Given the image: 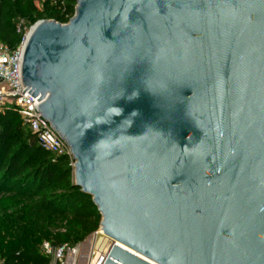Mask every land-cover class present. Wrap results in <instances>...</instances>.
Segmentation results:
<instances>
[{"label": "water", "instance_id": "obj_1", "mask_svg": "<svg viewBox=\"0 0 264 264\" xmlns=\"http://www.w3.org/2000/svg\"><path fill=\"white\" fill-rule=\"evenodd\" d=\"M21 75L104 264H264V0H78L30 28Z\"/></svg>", "mask_w": 264, "mask_h": 264}, {"label": "trees", "instance_id": "obj_2", "mask_svg": "<svg viewBox=\"0 0 264 264\" xmlns=\"http://www.w3.org/2000/svg\"><path fill=\"white\" fill-rule=\"evenodd\" d=\"M37 1L40 0H0V42L10 51L21 43L22 34L17 32L20 21L36 23L44 15L66 24L78 0H43L42 12L37 9ZM71 176L67 157H55L38 146L36 136L12 108L0 112V195L19 194L29 199L40 196L32 206L33 214L43 220L69 217L67 233L50 241L55 245L82 242L100 222L91 197L70 182ZM48 189L58 192L49 198L45 193ZM3 234V264H49L39 250L41 232H33L29 226L19 229L5 225Z\"/></svg>", "mask_w": 264, "mask_h": 264}, {"label": "built area", "instance_id": "obj_3", "mask_svg": "<svg viewBox=\"0 0 264 264\" xmlns=\"http://www.w3.org/2000/svg\"><path fill=\"white\" fill-rule=\"evenodd\" d=\"M29 31L22 21L18 24L17 32L22 34V40L14 51L0 42V112L12 108L36 136L38 146L55 157H67L73 169L70 149L51 125L43 120L38 112V98L26 93L22 83L23 50ZM114 245L117 244L105 237L99 227L86 240L76 245H55L44 241L39 250L49 260V264H104Z\"/></svg>", "mask_w": 264, "mask_h": 264}, {"label": "rangeland", "instance_id": "obj_4", "mask_svg": "<svg viewBox=\"0 0 264 264\" xmlns=\"http://www.w3.org/2000/svg\"><path fill=\"white\" fill-rule=\"evenodd\" d=\"M42 3L43 0L37 1L36 3L39 12H42ZM42 20L51 19L43 15L37 22ZM22 22L24 27L28 30L37 23H27L23 20ZM19 23H21V21ZM70 182L74 183L73 169ZM56 192H58L57 189H48L45 192L46 197L51 198V196ZM40 199V196H36L34 199H29L25 195L19 194L0 195V255L3 251L6 241L3 234V227L5 225H11L14 228L19 229L27 228L29 226L33 232H41L43 234V237L40 244H42V242L44 241H54L57 237L65 235L67 233V231L69 230V217L57 218L52 216L51 218H46V220H43L39 215H35L32 213L33 204L38 202V200ZM40 229L41 231H39ZM91 234L87 235L84 240H86ZM0 264H3L1 258Z\"/></svg>", "mask_w": 264, "mask_h": 264}]
</instances>
